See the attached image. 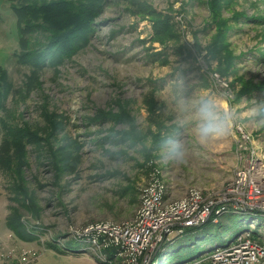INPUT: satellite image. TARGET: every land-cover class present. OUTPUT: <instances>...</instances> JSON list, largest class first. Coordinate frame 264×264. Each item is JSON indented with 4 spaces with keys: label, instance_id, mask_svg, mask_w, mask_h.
<instances>
[{
    "label": "rangeland",
    "instance_id": "obj_1",
    "mask_svg": "<svg viewBox=\"0 0 264 264\" xmlns=\"http://www.w3.org/2000/svg\"><path fill=\"white\" fill-rule=\"evenodd\" d=\"M54 1L0 0V263L162 264L198 245L187 264L260 242L251 231L264 240V214L234 207L137 263L84 232L133 220L155 175L172 198L197 187L219 200L240 168L264 169V0H98L85 36L51 48ZM206 102L220 129L207 137ZM13 207L26 238L7 225Z\"/></svg>",
    "mask_w": 264,
    "mask_h": 264
},
{
    "label": "built area",
    "instance_id": "obj_2",
    "mask_svg": "<svg viewBox=\"0 0 264 264\" xmlns=\"http://www.w3.org/2000/svg\"><path fill=\"white\" fill-rule=\"evenodd\" d=\"M167 188L164 180L158 175L153 176L142 190L141 204L133 220L122 224L94 223L86 226L84 232L96 233V240L101 242L103 239L106 245L126 246L134 253L132 262H136L142 253L157 250L165 238L166 243L173 232L183 235L212 216L216 221L233 207L234 210L264 214V169L254 161L251 166L236 172L232 185L219 200L206 196L197 187H190L185 195L172 198L168 196ZM30 256L35 258L36 252H24L20 260H29ZM13 260V254L9 253L0 264H12ZM187 264H264V244L248 235L239 236Z\"/></svg>",
    "mask_w": 264,
    "mask_h": 264
},
{
    "label": "trees",
    "instance_id": "obj_3",
    "mask_svg": "<svg viewBox=\"0 0 264 264\" xmlns=\"http://www.w3.org/2000/svg\"><path fill=\"white\" fill-rule=\"evenodd\" d=\"M98 0H55L53 3V5H49V8L52 6L57 7L58 9L55 10V13H52L51 20H50V30L52 32V37H50V41H49V45L51 48L53 47H59L61 48V45H63L66 40L68 41L69 39L73 38L76 34L78 37L83 38L85 35L82 34V32H88V28H89V22L90 20L89 17H91V10H96L100 7V4L97 2ZM47 5V3H46ZM27 6V5H25ZM35 6V5H32ZM42 6H45V4H43ZM85 6V8H84ZM20 7V6H19ZM46 7V6H45ZM22 8V7H20ZM44 8V7H43ZM42 8V9H43ZM89 8H92L91 10H89ZM40 7V10H42ZM88 12H86V10ZM89 10V11H88ZM48 45V47H49ZM45 50H41L39 51V53H41V55H43L42 53H44ZM45 56V55H44ZM43 56V57H44ZM47 56H45L44 58H46ZM1 95V93H0ZM1 100V98H0ZM22 129V128H21ZM20 129V130H21ZM19 131V130H18ZM11 135L15 136V140L16 142L18 140H20L21 138L25 137V134H18V136L16 135V133H14V131H10ZM32 133V132H30ZM21 137H20V136ZM18 137V138H16ZM15 142V141H14ZM20 142V141H19ZM1 152V151H0ZM16 172V175L18 177V179L22 180V175L20 173V169H14ZM16 190H18L20 193H24L26 195V197L28 196V194L25 192L26 190L24 189V187L22 186V184L19 182L18 184L16 183ZM23 197V196H22ZM25 198V197H24ZM29 197L25 198L23 201H21V199L17 200L21 203V205L23 207H25L26 209H29L30 204H26V199H28ZM33 202V201H32ZM234 215V214H233ZM233 215H226V219H232ZM22 215L20 210L17 207H13L11 214L7 217V225L9 226L10 229H12L13 231H15L14 233L22 238H26L25 234L22 231V227H23V223H22V219H21ZM21 219V220H20ZM225 218H222L218 223H216L217 225H222V221ZM204 225H202L201 227H196V228H192L189 229L187 232H198L203 230ZM186 232V233H187ZM252 232V236L258 238L260 240L261 243L264 242V240H262V238L258 235V233L256 232ZM198 245H193L190 246L189 248H185V250H179V253L177 255H172L168 260H166L165 262H163L162 264H183L185 263V259L187 257L193 256L196 252ZM164 247V246H163ZM180 247V246H179ZM175 248V247H174ZM166 253H156V261L157 263H160V259L165 256ZM158 263V264H159Z\"/></svg>",
    "mask_w": 264,
    "mask_h": 264
},
{
    "label": "clouds",
    "instance_id": "obj_4",
    "mask_svg": "<svg viewBox=\"0 0 264 264\" xmlns=\"http://www.w3.org/2000/svg\"><path fill=\"white\" fill-rule=\"evenodd\" d=\"M200 112L202 118L205 121L204 125L201 128V134L207 137L210 134L218 133L220 129L214 121V116L210 104H208L207 102L202 104Z\"/></svg>",
    "mask_w": 264,
    "mask_h": 264
},
{
    "label": "water",
    "instance_id": "obj_5",
    "mask_svg": "<svg viewBox=\"0 0 264 264\" xmlns=\"http://www.w3.org/2000/svg\"><path fill=\"white\" fill-rule=\"evenodd\" d=\"M194 228H196V227H194ZM165 241H166V238L160 243L159 247L162 246L165 243Z\"/></svg>",
    "mask_w": 264,
    "mask_h": 264
},
{
    "label": "bare ground",
    "instance_id": "obj_6",
    "mask_svg": "<svg viewBox=\"0 0 264 264\" xmlns=\"http://www.w3.org/2000/svg\"><path fill=\"white\" fill-rule=\"evenodd\" d=\"M259 165V164H258Z\"/></svg>",
    "mask_w": 264,
    "mask_h": 264
}]
</instances>
